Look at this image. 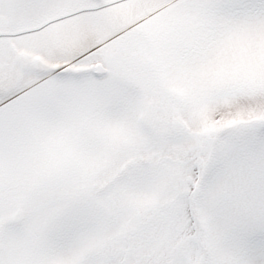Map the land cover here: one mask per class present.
<instances>
[{"label": "snow or ice", "instance_id": "1", "mask_svg": "<svg viewBox=\"0 0 264 264\" xmlns=\"http://www.w3.org/2000/svg\"><path fill=\"white\" fill-rule=\"evenodd\" d=\"M0 264H264V0H0Z\"/></svg>", "mask_w": 264, "mask_h": 264}]
</instances>
